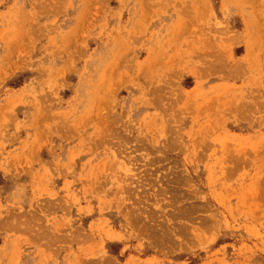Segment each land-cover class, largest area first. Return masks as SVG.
Listing matches in <instances>:
<instances>
[{
	"label": "rangeland",
	"instance_id": "obj_1",
	"mask_svg": "<svg viewBox=\"0 0 264 264\" xmlns=\"http://www.w3.org/2000/svg\"><path fill=\"white\" fill-rule=\"evenodd\" d=\"M0 264H264V0H0Z\"/></svg>",
	"mask_w": 264,
	"mask_h": 264
},
{
	"label": "bare ground",
	"instance_id": "obj_2",
	"mask_svg": "<svg viewBox=\"0 0 264 264\" xmlns=\"http://www.w3.org/2000/svg\"><path fill=\"white\" fill-rule=\"evenodd\" d=\"M79 16H80V14H79ZM83 16V15H82ZM78 17V16H77ZM77 19H79V18H77ZM81 19V18H80ZM79 22V21H78Z\"/></svg>",
	"mask_w": 264,
	"mask_h": 264
}]
</instances>
